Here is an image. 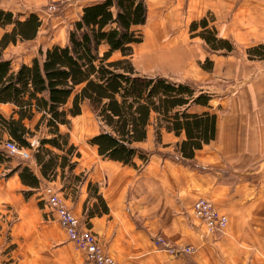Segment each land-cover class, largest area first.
<instances>
[{"label": "crops", "instance_id": "crops-1", "mask_svg": "<svg viewBox=\"0 0 264 264\" xmlns=\"http://www.w3.org/2000/svg\"><path fill=\"white\" fill-rule=\"evenodd\" d=\"M60 1L0 0V10L25 16ZM93 1L75 0L71 7L80 13ZM145 2L148 29L141 54L157 62L171 59L167 64L174 72L158 77L192 84L195 95H212L208 106L193 104L187 112L216 116L214 140L195 151L191 163H181L177 148L184 133L176 136L161 128L157 141L153 117L145 141L137 144L148 160L142 164L135 158L133 167L102 159L95 147L86 143L84 149L69 137L80 158L63 181H45L31 159L23 163L41 180L28 198L17 173L1 178L5 166H0V208H9L6 216L14 219L8 242L0 229V264H92L43 206L40 195L46 185L59 191L117 264H264V0ZM206 16L213 18L217 37L230 42L233 52H212L191 36L190 24ZM205 59L211 71L200 68ZM37 145V139L31 141L33 150ZM10 157L15 167L20 159ZM95 188L108 211L89 218L86 213L93 206L100 210ZM199 198L210 200L228 218L216 242L193 216ZM157 235L174 244L194 245L202 254L164 258L152 243Z\"/></svg>", "mask_w": 264, "mask_h": 264}, {"label": "trees", "instance_id": "trees-1", "mask_svg": "<svg viewBox=\"0 0 264 264\" xmlns=\"http://www.w3.org/2000/svg\"><path fill=\"white\" fill-rule=\"evenodd\" d=\"M73 2L65 1L60 8ZM19 16L24 15L0 10V29L5 30L0 37V106L11 108L7 117L0 113V166H5L1 178L17 173L27 188L23 192L25 198L40 187L41 180L23 163L31 159L39 168L41 179L48 182L57 177L63 181L66 173L76 167L80 153L70 142L69 134L60 128H69L70 120L81 115L84 104L101 127L87 143L96 148L102 159L123 165L136 167L135 158L142 164L147 162L137 144L145 141L153 117L157 141L161 128L176 136L184 133L185 139L177 148L181 163H191L195 151L214 140L216 116L187 112L193 104L208 106L212 95H195L192 84L136 72L133 46L142 42L137 29L147 20L145 0H94L82 7L64 45L38 49L29 64L13 69L4 58V51L18 42L33 41L42 27V19L36 13ZM212 22L211 16L194 21L189 33L199 37L212 52H233L230 42L217 37ZM115 55L119 57L113 58ZM199 66L205 71L212 69L208 59ZM34 139L38 145L33 150ZM5 141L32 151L30 159L19 160L11 167L12 158L2 147ZM94 197L100 210L93 206L86 213L89 218L108 211L97 188Z\"/></svg>", "mask_w": 264, "mask_h": 264}, {"label": "rangeland", "instance_id": "rangeland-1", "mask_svg": "<svg viewBox=\"0 0 264 264\" xmlns=\"http://www.w3.org/2000/svg\"><path fill=\"white\" fill-rule=\"evenodd\" d=\"M68 0H63L60 2H51L50 4L43 7L41 10L38 11V15L42 19V27L37 35V38L35 41L27 44H19L17 46H10L4 53V57L8 59L11 62V66L13 69L18 68L21 64H29L31 59L35 56H37L38 47L45 50L46 48L53 46V45H64L67 40V33L71 29V25L74 21L77 20L78 16V7L74 6L71 7V5H74L73 3H68L69 5L65 6L64 8L60 5ZM56 5V9L53 13H50L47 11V8L49 5ZM63 6V5H62ZM147 29H148V22L146 20V23L144 26L138 28L137 30L140 31L142 35V42L140 44L133 46V55H132V63L135 66L136 72L140 76L145 77H152L157 76L159 74H162L164 72L169 73V75L174 72V67L171 66V64H167L170 60L163 61L159 60L157 62L156 59L152 58L150 55H143L140 53L139 49L144 46L147 36ZM2 34V31L0 30V35ZM155 50V49H154ZM147 52V51H146ZM119 56L115 55L113 58H117ZM70 104L67 105L66 108L69 107ZM0 113L7 117L10 114V108L9 107H3L0 106ZM100 124L97 121L96 117L90 110V108L87 105H83L81 108V115L77 118H73L70 120V127H63L62 131L63 133H68L69 137L75 142L78 143V145L82 148H86L88 146L87 140L95 134L98 130H100ZM69 138V139H70ZM7 142V141H5ZM4 142V143H5ZM3 143V144H4ZM3 147V146H2ZM29 155L31 154L30 151H27ZM18 158L20 157L19 154L15 155ZM31 156V155H30ZM29 160V159H28ZM57 190V189H56ZM58 191V190H57ZM59 192V191H58ZM60 194V193H59ZM61 195V194H60ZM62 196V195H61ZM66 200V199H65ZM71 209V208H70ZM9 208H0V229L5 235L6 242L9 241V229L14 221V219L11 217L8 219L7 211ZM72 211V209H71ZM5 212V213H4ZM225 231V230H224ZM208 234V233H207ZM214 236L217 239L221 236V234H208ZM155 237H161L163 240H166L171 246H189L192 247L193 252L188 255L180 256L191 258L193 256H198L199 254H202V252L199 250L197 252V247L194 245H186V244H174L170 242L169 240L163 238L161 235H157ZM152 239V243L154 238ZM210 238V237H208ZM212 240V239H210ZM214 240H212L213 242ZM264 243V240H263ZM155 247V246H154ZM157 249V250H156ZM7 249L5 250V252ZM156 252H159L158 254H163L164 258H179V257H172L165 251H162L158 248H155ZM157 254V255H158ZM197 254V255H196ZM262 257L264 258V246H263V253ZM156 259H160L159 257H156ZM159 261V260H158Z\"/></svg>", "mask_w": 264, "mask_h": 264}, {"label": "built area", "instance_id": "built-area-1", "mask_svg": "<svg viewBox=\"0 0 264 264\" xmlns=\"http://www.w3.org/2000/svg\"><path fill=\"white\" fill-rule=\"evenodd\" d=\"M55 9L56 5L53 4L48 6L47 11L53 13ZM3 148L9 156L19 154V159L22 161L30 159L28 150L18 149L14 143L7 141L3 144ZM40 200L65 232L68 241L77 250L85 254L87 262L92 264H117L101 247L97 237L91 232L86 222L73 214L65 198L54 187L46 185L42 189ZM193 216L201 223L208 234H222L228 224V218L221 214L210 200L204 198H199L194 202ZM153 245L172 257H180L193 252L192 247H173L161 237H155Z\"/></svg>", "mask_w": 264, "mask_h": 264}, {"label": "bare ground", "instance_id": "bare-ground-1", "mask_svg": "<svg viewBox=\"0 0 264 264\" xmlns=\"http://www.w3.org/2000/svg\"><path fill=\"white\" fill-rule=\"evenodd\" d=\"M142 50H143V48H140V49H139L140 53H141Z\"/></svg>", "mask_w": 264, "mask_h": 264}]
</instances>
